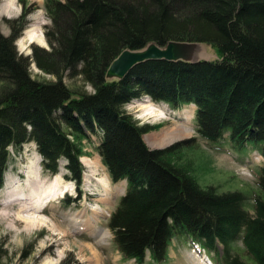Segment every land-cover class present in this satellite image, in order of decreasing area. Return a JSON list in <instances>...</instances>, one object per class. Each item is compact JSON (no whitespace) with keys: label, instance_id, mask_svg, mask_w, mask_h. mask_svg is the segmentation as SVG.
<instances>
[{"label":"trees","instance_id":"1","mask_svg":"<svg viewBox=\"0 0 264 264\" xmlns=\"http://www.w3.org/2000/svg\"><path fill=\"white\" fill-rule=\"evenodd\" d=\"M44 10L48 48L18 52L25 13L5 21L8 35L0 31V189L13 153L33 142L44 171L58 173L65 160L64 178L79 190L81 140L98 134L96 152L110 180L126 182L107 221L123 258L144 264L150 252L162 262L172 240L186 238L217 264H264V162L263 193L251 213L242 192L202 187L183 162V148L197 137L151 148L144 136L157 126L125 110L144 95L174 108L194 103L199 136L228 139L240 151L256 148L264 157V0H44ZM171 40L211 45L220 57L148 60L121 80L105 78L124 49ZM32 64L55 80L33 76ZM65 78H79L92 91H74ZM237 240L244 254L232 250Z\"/></svg>","mask_w":264,"mask_h":264},{"label":"rangeland","instance_id":"2","mask_svg":"<svg viewBox=\"0 0 264 264\" xmlns=\"http://www.w3.org/2000/svg\"><path fill=\"white\" fill-rule=\"evenodd\" d=\"M9 2L0 0V31L8 35L10 29L5 21L20 18L25 13L26 25L16 41L18 52L30 55L31 45L48 48L44 27L50 22L45 14L44 0H14V11L5 10L4 5ZM30 31L33 32L28 36ZM199 48L205 53L203 57L199 55V58L215 60L220 57L216 48L211 45L202 43ZM30 70L35 77L55 80L52 75L39 71L34 64L30 66ZM65 82L74 91H92L79 78H65ZM192 104L194 103L174 108L168 103L155 102L144 95L126 104L125 110L141 123L157 126L144 136L145 141L146 137L173 133L174 138L161 146H154L146 141L151 148H166L197 137L193 145L183 148L180 157L185 164H189L199 184L202 187L213 185L219 192H242L246 196L245 207L253 213L254 198L263 193L258 185L259 169L263 164L259 150L249 147L248 150L240 151L228 139L210 142L199 136L194 118L196 105ZM184 116H188L189 120L184 119ZM227 136L228 134L225 135ZM98 137V134H94L91 141L81 140L85 163H82L84 175L78 191L74 189L73 182L64 179L67 173L62 167L65 160L60 162L57 175L52 176L42 168L33 142L24 144L19 153H13L6 172V183L0 189V264H136L119 254L107 228L109 213L114 210L119 197L124 193L125 184L121 181L111 182L106 167L96 152ZM80 161L82 162V158ZM32 171L34 176L37 175L39 183L36 184L35 181L30 185ZM113 184H118L119 189H114ZM54 186L59 190L55 199L51 197L42 206L43 212L42 209L36 214L21 212L25 205L30 203L29 206L32 207L36 203L37 200L34 201L31 194L37 192L36 197H46V193ZM65 190V195L75 199L67 201V205L62 202L61 196ZM29 217H35L39 222L26 224L24 220ZM88 223L90 227L97 229L96 232L84 230ZM106 229V232L101 231ZM192 247L191 240L174 238L164 262L155 263L148 255L145 264H207L203 254V257L199 254L197 258L190 253ZM222 250L223 245H220V251ZM232 250L244 254L242 240L234 242ZM207 254L215 260L208 251Z\"/></svg>","mask_w":264,"mask_h":264},{"label":"water","instance_id":"3","mask_svg":"<svg viewBox=\"0 0 264 264\" xmlns=\"http://www.w3.org/2000/svg\"><path fill=\"white\" fill-rule=\"evenodd\" d=\"M201 42L171 40L165 46L155 42L138 50L124 49L109 65L105 78L121 80L129 71L140 63L148 60L198 62Z\"/></svg>","mask_w":264,"mask_h":264},{"label":"bare ground","instance_id":"4","mask_svg":"<svg viewBox=\"0 0 264 264\" xmlns=\"http://www.w3.org/2000/svg\"><path fill=\"white\" fill-rule=\"evenodd\" d=\"M6 8V7H5ZM33 32V31H32ZM31 31L28 33V36L32 33ZM202 51H200V56H202L203 57V55L205 54V53H202ZM202 60H206L205 58L203 59V58H201L199 61H202ZM209 60V59H208ZM212 60V59H211ZM198 61V62H199ZM146 109H147V107H145ZM184 119H188V116H184L183 117ZM189 120V119H188ZM187 120V121H188ZM189 122V121H188ZM174 135H173V133L172 132H170V135L169 134H167V132L166 133H164V134H159V135H156V136H154V137H146V141H148L151 145H156V146H161V145H163V144H165V142H168V141H170V140H172V138H174L173 137ZM160 144V145H159ZM85 163V159L84 158H82V163ZM33 166L34 165H32V167H31V169L33 168ZM38 177H37V175L36 176H34V173H33V171H32V173H31V176H30V181H29V184L30 185H32V183L33 182H35L36 184L37 183H39L38 182ZM123 182V184H125V182L124 181H122ZM116 185V186H115ZM117 185L118 184H113V187H114V189H119L118 187H117ZM34 186H36L35 184H34ZM38 186V185H37ZM55 186L49 191V192H47L46 193V197H45V195H44V197H36V194H37V192L36 193H33V194H31V197H33V199H34V201L35 200H37L36 201V203L35 204H33L32 205V207H30L29 205H31L30 203L29 204H27V205H25V207L21 210V212L22 213H30V212H32L33 214H36L35 212H37V211H39L40 212V209H42V211L41 212H43V205H45V203L47 202V200L48 199H50L51 197L52 198H54L55 199V196H56V193H57V191L59 190V188H56V190H55ZM32 199V200H33ZM24 200V199H23ZM29 201V200H28ZM31 215V214H30ZM19 220H21V218L18 216L17 217ZM24 219V218H23ZM37 219V218H36ZM35 219V217H29V219H26V220H24V222L26 223V224H36L37 222H39L38 220H36ZM42 221V220H41ZM40 221V222H41ZM85 229H87V231H92L93 230V233L94 232H96V228L95 227H90V225H89V223L87 224V226H86V228H84V230ZM101 231H107V229L106 230H101ZM200 249H202L200 246H196V250H194L195 252H198ZM202 251H203V249H202ZM198 255L199 254H196V257L198 258ZM205 257V256H204ZM208 257V256H207ZM209 258V257H208ZM204 261H206L207 262V260H204ZM196 264H198L197 262H196ZM208 264V263H207ZM211 264H213V263H211Z\"/></svg>","mask_w":264,"mask_h":264},{"label":"crops","instance_id":"5","mask_svg":"<svg viewBox=\"0 0 264 264\" xmlns=\"http://www.w3.org/2000/svg\"><path fill=\"white\" fill-rule=\"evenodd\" d=\"M10 2L5 4L4 6L6 7L5 10L11 11V10H15L14 8V0H9Z\"/></svg>","mask_w":264,"mask_h":264}]
</instances>
